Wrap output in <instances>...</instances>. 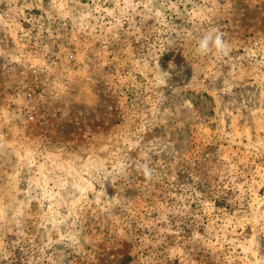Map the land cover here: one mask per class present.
Instances as JSON below:
<instances>
[{"label": "rangeland", "instance_id": "374dc122", "mask_svg": "<svg viewBox=\"0 0 264 264\" xmlns=\"http://www.w3.org/2000/svg\"><path fill=\"white\" fill-rule=\"evenodd\" d=\"M0 264H264V0H0Z\"/></svg>", "mask_w": 264, "mask_h": 264}, {"label": "clouds", "instance_id": "9594fccd", "mask_svg": "<svg viewBox=\"0 0 264 264\" xmlns=\"http://www.w3.org/2000/svg\"><path fill=\"white\" fill-rule=\"evenodd\" d=\"M212 48L221 55H228V46L224 42L222 34L218 33L216 30H209L200 38L197 52L200 55H206L212 50ZM141 168L145 179L150 181L152 179V169L148 164H143Z\"/></svg>", "mask_w": 264, "mask_h": 264}]
</instances>
